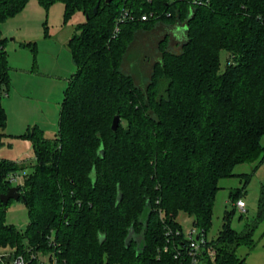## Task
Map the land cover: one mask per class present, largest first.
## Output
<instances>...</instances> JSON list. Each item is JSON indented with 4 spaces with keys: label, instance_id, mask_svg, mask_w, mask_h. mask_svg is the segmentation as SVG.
Instances as JSON below:
<instances>
[{
    "label": "trees",
    "instance_id": "16d2710c",
    "mask_svg": "<svg viewBox=\"0 0 264 264\" xmlns=\"http://www.w3.org/2000/svg\"><path fill=\"white\" fill-rule=\"evenodd\" d=\"M29 1L0 0V130L11 81L1 24ZM38 1L46 8L63 2L65 21L77 11L86 19L68 42L76 71L58 133L46 138L31 127L20 135L35 156L18 185L25 229L7 221L13 199L3 202L1 194L28 165L0 157V248L28 264H46L39 253H49L51 264H176L170 238L187 240L179 212L194 216L207 237L220 180L240 163L264 160V0ZM126 11L133 18L123 21ZM159 21L184 24L185 35L178 51L161 46L140 85L124 60L138 28ZM21 45L37 52L35 41ZM232 196L234 209L208 239L215 254L201 264H249L238 248L256 246L264 189L258 218L243 231L230 224L240 199Z\"/></svg>",
    "mask_w": 264,
    "mask_h": 264
},
{
    "label": "rangeland",
    "instance_id": "374dc122",
    "mask_svg": "<svg viewBox=\"0 0 264 264\" xmlns=\"http://www.w3.org/2000/svg\"><path fill=\"white\" fill-rule=\"evenodd\" d=\"M83 11L75 12L65 21V5L61 1L44 7L38 0H30L26 7L15 17L1 24L4 37L7 38L10 89L3 97V105L8 114L5 129L0 130V157L19 164H27L25 170L17 172L19 179L12 181L18 186L25 173L31 171L35 161L32 144L28 139L7 136L20 128L38 127L46 138H54L59 131L61 109L72 74L76 71L67 40L76 32V26L85 21ZM176 23L159 21L152 27L141 26L131 41L124 60V69L132 73L140 85L149 79L153 65L161 57V46L178 51L182 41L178 42L173 33ZM168 32V34L166 33ZM167 34V35H166ZM30 36L29 38H24ZM37 42V52L21 45V41ZM26 41V42H28ZM227 64V52H221V69ZM40 70L35 76L29 75ZM23 74L32 78L27 85L21 86L14 79ZM32 76V77H30ZM15 81V82H14ZM213 207L212 225L208 231L209 240L216 239L224 223L226 211H232L235 202L232 193H238L246 203V211L236 207L231 216V226L243 231L247 223L258 218L260 199L264 189V160L262 156L253 162L240 163L234 168V175L222 178ZM7 221L19 229H25L29 223L28 209L23 199H13L8 207ZM177 222L189 236L194 230L201 229L195 224V217L180 211ZM256 246L249 250L240 246L238 254L246 256L249 264H264V216L259 221L254 233ZM8 248H0L6 252ZM39 258L51 264L49 253H39ZM12 264V263H8Z\"/></svg>",
    "mask_w": 264,
    "mask_h": 264
},
{
    "label": "built area",
    "instance_id": "2783aa9c",
    "mask_svg": "<svg viewBox=\"0 0 264 264\" xmlns=\"http://www.w3.org/2000/svg\"><path fill=\"white\" fill-rule=\"evenodd\" d=\"M195 2H197L195 0ZM127 11L121 16V20H126L131 17ZM142 20H148L149 15L144 14L141 18ZM116 30H119V26L116 27ZM19 179V176L15 174L10 175V180L14 181ZM24 178L19 180L20 184H23ZM236 207L240 208L242 211H246V203L241 198L237 200ZM172 231L169 230L167 234H171ZM176 235H180V231H176ZM199 236V238H197ZM170 241L176 243V251L174 252V258L176 259V264H201L202 257L204 255H208L213 257L215 254L214 248L208 243V238L205 234L199 232L198 234H194V230L190 232L189 236L186 235L187 240L185 242L180 243L178 239L171 236ZM169 241V240H168ZM168 247H165L167 250ZM28 264V261L23 255L12 256L11 252H0V264Z\"/></svg>",
    "mask_w": 264,
    "mask_h": 264
},
{
    "label": "crops",
    "instance_id": "0c3cea01",
    "mask_svg": "<svg viewBox=\"0 0 264 264\" xmlns=\"http://www.w3.org/2000/svg\"><path fill=\"white\" fill-rule=\"evenodd\" d=\"M15 17V16H14ZM171 28H173V33H174V36L176 37L177 41L180 42L182 41L184 35H185V26L184 24H180V23H176L174 24V26H172ZM168 34V32H166ZM166 34V35H167ZM30 37V36H29ZM28 36L24 37V38H29ZM72 37V36H71ZM70 37V38H71ZM70 38L67 40V43L69 42ZM28 41L27 39H24V41H21V42H26ZM29 42V41H28ZM36 42V41H35ZM37 43V42H36ZM73 59V58H72ZM74 63V61H73ZM75 65V63H74ZM40 70H36L35 72H32L31 74L29 75H32V76H35L39 73ZM19 77H17L16 79H14L17 83H19L21 86H24V85H27V82L29 80H31L32 78H29V76H26V75H23V74H18ZM30 76V77H32ZM14 81V82H15ZM8 115V114H7ZM27 124V127L24 129V128H20L18 129L16 132H13L11 131L10 133H6L5 135L7 136H14V137H17V138H21L23 139L22 137H20L21 134H24L29 128H31L32 124L30 123H26ZM32 147V146H31ZM34 155V154H33ZM17 174V173H16ZM24 182V179H22ZM20 184V183H19Z\"/></svg>",
    "mask_w": 264,
    "mask_h": 264
},
{
    "label": "water",
    "instance_id": "95a60500",
    "mask_svg": "<svg viewBox=\"0 0 264 264\" xmlns=\"http://www.w3.org/2000/svg\"><path fill=\"white\" fill-rule=\"evenodd\" d=\"M98 7L99 5L95 7V12H97ZM120 121H121V117L119 115H116L112 123L113 131H117L120 125ZM20 198H24V196L21 194L19 186H10L7 192L1 194V200L6 203L9 202L10 199H20ZM197 238H199V236H197Z\"/></svg>",
    "mask_w": 264,
    "mask_h": 264
}]
</instances>
